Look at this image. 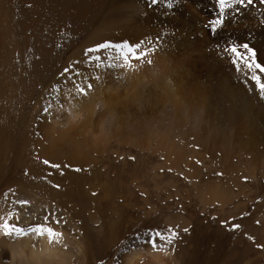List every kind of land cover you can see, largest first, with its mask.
Masks as SVG:
<instances>
[{
    "label": "rangeland",
    "instance_id": "rangeland-1",
    "mask_svg": "<svg viewBox=\"0 0 264 264\" xmlns=\"http://www.w3.org/2000/svg\"><path fill=\"white\" fill-rule=\"evenodd\" d=\"M23 1L0 0V223L7 220L28 229L43 224L47 216V227L74 239L76 246L71 264H118V258L121 263L135 250L139 254L128 264H264L262 146L254 150L256 156L263 159L260 170H255L256 177L246 178L238 173L236 178L240 183L231 182L229 168L222 165L220 157L210 159L207 156L208 150L199 146L200 137L188 140L187 152H193V156L187 165L181 163L178 171L158 156L154 149L155 137H137L149 130L137 125L138 134L131 126L136 120L127 119L118 111L133 107L131 99L138 95L132 89L131 94L128 93L131 97L127 96L125 101L130 107L111 102L110 106L120 116L122 126L131 131L129 135L136 140L133 145L119 143L115 140L119 137H100L101 134L110 135L113 127L104 122L103 132L96 128L94 123L100 122V115L105 113L97 106L94 114L91 108L83 111L90 112L88 116L94 130L81 124L73 127L76 130L67 129L66 132L55 117L54 122L59 124L50 123L49 127L57 126L68 146L50 160L38 156L39 145H43L42 133L38 132L42 131L39 128L43 127L45 109L51 105L49 98L54 96L51 97L50 88L54 74H59L65 54L83 35L100 33L101 23L83 25L78 34L70 25L67 29L53 28L49 20L48 26L34 21L33 29L24 31L32 12L26 14L20 10ZM30 6L32 4L25 5L26 8ZM122 90L119 87L115 93L118 98L123 96ZM56 91L62 93L61 87L56 86ZM186 96L193 109L200 97H208L200 106H213L216 120H221L219 103L223 102L218 93L214 94V89L209 94L187 91ZM54 97L58 106L64 104L59 94ZM135 106L132 117L156 113L154 106L138 104L137 109ZM259 107L262 111L258 117L264 122V100L260 98ZM263 122V127L259 128H264ZM263 131L255 137H261ZM99 138L110 141L103 155L94 151ZM174 140L182 152L178 138L169 137V144ZM69 153L81 162L65 157ZM44 160L61 167L49 168L42 163ZM248 163L252 166L250 160L242 159L241 168ZM74 168L81 171H72ZM54 184L59 188L53 187ZM209 185L215 198L204 197ZM221 192L226 196L220 195ZM21 200L27 204L21 205ZM234 225L239 228L230 230ZM170 228L176 232V238L171 244L157 238L156 243L163 245L166 252L154 251L148 243L150 236L146 234L167 235ZM29 236L34 237L27 246L14 247L27 236L9 238L0 234V264H11L14 258L25 257L29 249H35L39 237ZM68 245L65 242V247Z\"/></svg>",
    "mask_w": 264,
    "mask_h": 264
},
{
    "label": "bare ground",
    "instance_id": "bare-ground-1",
    "mask_svg": "<svg viewBox=\"0 0 264 264\" xmlns=\"http://www.w3.org/2000/svg\"><path fill=\"white\" fill-rule=\"evenodd\" d=\"M30 4V8L25 7ZM21 6L20 10L24 13L32 12L28 15L30 18L23 27L24 31L33 29L34 21L43 26L52 23L53 28L70 25L78 34L83 25L88 27L92 22L101 23L98 26L100 33L94 35L95 32H89L83 35L65 54V63L59 74H54L50 86L51 97L52 94H59L61 100H58L65 107L64 104L57 105L56 97L49 98L51 105L45 112L43 127L40 125L42 129L39 128V131H42L38 132L42 133L41 141L43 140V145H39L38 149L39 157L53 159L68 146L66 138L59 135V128L49 127L50 123H55V117L60 120V125L66 132L81 124L87 126L88 130H94L93 121L88 116L90 112L85 114L83 111L91 108L94 114L97 106H101L105 113L100 115V122L94 123L96 128L103 132L106 126L104 122H109L113 127L110 135L101 134L100 137H119L115 138L119 143L133 145L132 142L136 140L129 135L130 130L122 126L120 116L114 113L115 108L110 106L111 102L113 105L130 107L125 101L133 89L138 95L136 97L132 93L133 107L138 104L143 107L154 106L156 113L153 112L148 117H132L133 107L131 110L121 108L118 111L124 113L122 115L127 119L136 120L132 121L131 126H134L138 134L140 132L135 127L137 125L149 130L147 134H139L137 137H155L154 149L158 151V156L171 163L178 171L181 170V163L187 165L193 156L192 151L190 154L187 152L188 140L200 137L199 146L208 150L207 156L210 159L220 157L222 165L229 168L231 182L240 183L239 178H236L238 173L246 178L256 177L255 170H260L263 159L257 157L254 150L260 146L264 148V134L262 133V138L255 137L264 129L259 128L263 122L258 117L262 111L259 107L260 97L250 80L252 73L243 65L234 68L229 54L224 50L230 45L247 43L256 52L257 62L263 66L262 0H253L251 5L232 4L223 13L215 0H156V3H152V0H24ZM221 16L222 23L216 31H212V25ZM99 40L102 43H127L136 46L138 51L144 53L145 58L139 62H131L132 67L126 68L112 48L95 54L87 53V49L100 45ZM95 56L100 59L95 60ZM257 75L264 81V74L257 72ZM56 86L61 87L62 93L56 91ZM77 87L84 89L86 94L80 95L76 91ZM119 87L123 88L120 91L123 93L121 98L115 95ZM212 89L225 104L219 103L222 106L220 121L216 120L213 106H202L208 97H200L199 104L193 109L186 96L187 91L209 94ZM57 122L55 124H59ZM169 137L180 140L182 152L175 140L169 144ZM109 142L108 138L101 141L99 138L94 151L103 155ZM147 147L151 149V146ZM65 157L81 162L72 153L65 154ZM246 158L251 161L252 166L248 163L241 168L242 159ZM206 195L216 197L210 185L204 197ZM220 195L226 196L223 192ZM60 234L59 242L54 241L51 245L46 235L39 237L35 249H29L25 257L14 258L11 264H71L76 244L74 239L70 240L66 234ZM33 237L27 236L14 247L27 246ZM65 242L69 243L68 248L65 247ZM138 254L136 250L130 252L124 259L121 258V263L128 264ZM119 259L118 264H121Z\"/></svg>",
    "mask_w": 264,
    "mask_h": 264
},
{
    "label": "snow or ice",
    "instance_id": "snow-or-ice-1",
    "mask_svg": "<svg viewBox=\"0 0 264 264\" xmlns=\"http://www.w3.org/2000/svg\"><path fill=\"white\" fill-rule=\"evenodd\" d=\"M264 2V0H262ZM152 3H156V0H152ZM220 11L221 13L224 12L226 8L231 7L232 4L237 5H251L253 3V0H218ZM223 16H221L220 19L214 22L212 25V31H216L217 28L222 23ZM112 48L114 49L118 55L120 60L122 61L124 67L131 68L132 63L131 62H139L140 60L144 59V53L142 51H138V48L136 46H130L127 43L123 44H110V43H102L94 48L87 49V53L95 54L99 53L102 50H106ZM226 54H229L230 56V62L235 68L237 65H243L244 68H246L250 73H252L250 80L255 86V91L259 95L261 100H264V81H262L261 76L257 75V72L260 74H264V66H261V64L257 63L256 60V52L247 44H240V45H230L227 49L224 50ZM99 56H95V60H99ZM150 63V61H148ZM67 71V69L65 70ZM76 91L80 95H85V91L82 88L77 87ZM47 111V109H45ZM131 159V157H130ZM43 164L47 165L49 168L53 169H59L61 166L59 164H53L50 163L48 160H44L42 162ZM65 167H69L68 165H65ZM72 171L80 172V168H74ZM51 173H49L50 175ZM61 175H63V172H61ZM219 175V173H218ZM53 187L59 188V185H53ZM95 195V193H93ZM21 205L27 204V201L21 200L19 201ZM56 223H59V221H56ZM48 224V217H44V223L43 224H37L35 226L29 227L28 229H24L18 226H15L13 224H10L7 220H5L3 223H0V234L7 236L9 238H23L29 235L34 234L36 237H43L47 236L48 243L51 245L54 241L57 243L59 242L60 233L55 232L51 227H47ZM236 228H239V225H234L232 229L235 230ZM185 232H187V228L184 229ZM150 236V239L148 243L151 244V247L154 251H165L166 248L163 245H158L156 243V239L159 238V240L164 241L166 244H171L173 240L176 238V232L173 231L171 228L168 229V234H162L160 232H154L146 234Z\"/></svg>",
    "mask_w": 264,
    "mask_h": 264
}]
</instances>
